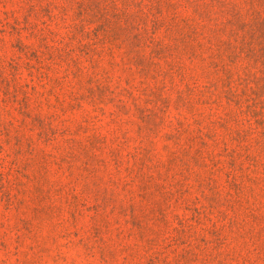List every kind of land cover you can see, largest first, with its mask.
Returning a JSON list of instances; mask_svg holds the SVG:
<instances>
[{"label": "rangeland", "instance_id": "rangeland-1", "mask_svg": "<svg viewBox=\"0 0 264 264\" xmlns=\"http://www.w3.org/2000/svg\"><path fill=\"white\" fill-rule=\"evenodd\" d=\"M0 264H264V0H0Z\"/></svg>", "mask_w": 264, "mask_h": 264}]
</instances>
